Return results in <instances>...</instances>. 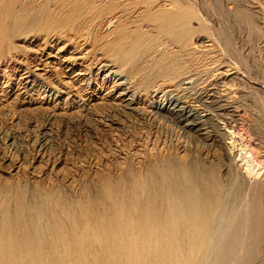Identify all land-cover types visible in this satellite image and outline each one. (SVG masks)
I'll list each match as a JSON object with an SVG mask.
<instances>
[{"label": "bare ground", "instance_id": "obj_1", "mask_svg": "<svg viewBox=\"0 0 264 264\" xmlns=\"http://www.w3.org/2000/svg\"><path fill=\"white\" fill-rule=\"evenodd\" d=\"M263 16L264 0H0V73L7 82L23 77L19 62L29 69L35 61L37 42L42 47L62 36L72 53L92 48L84 55L92 62L89 73L103 63L115 69L116 77H125L129 86L122 94L130 90L142 100L162 92L166 105L157 106L158 118L130 115L133 137L143 129L159 136L162 120L183 129L189 140L202 136L200 149L220 156L217 169L199 156L184 160L159 153L137 167L129 152L122 161L106 154L95 180L84 172L78 194L61 184L33 187L28 180L2 185L0 264H64L68 258L91 264L80 246L99 244L91 251L94 264H264V156L252 143L244 103L250 89L264 94V79L249 74L243 61L229 54L222 40L227 36L217 29L226 21L260 22L264 29ZM31 84L45 87L35 80ZM113 109L106 103L91 116L102 114L111 125L118 118ZM53 120L45 116L43 130L35 132L40 148L56 150L55 137L46 129ZM77 124L72 132L93 137L90 123L79 119ZM12 130L0 124V135L20 146L17 141L26 137ZM126 131L115 141H122ZM106 136L96 137L101 158L112 146ZM166 137L171 149L191 154L180 145V136ZM240 186L248 192L235 194L239 204L228 207L226 217L229 189ZM210 244L215 257L207 262ZM60 247H65L63 257Z\"/></svg>", "mask_w": 264, "mask_h": 264}, {"label": "rangeland", "instance_id": "obj_2", "mask_svg": "<svg viewBox=\"0 0 264 264\" xmlns=\"http://www.w3.org/2000/svg\"><path fill=\"white\" fill-rule=\"evenodd\" d=\"M252 24L247 26L237 23L231 24V22L226 21L217 29L224 32V37L227 36L222 40H225V47L229 45V48H227L230 53H228L233 54L234 58H240L243 64L247 66L249 74L264 79V43L262 41L264 40V29H262L260 22L253 21ZM62 40V36H55L42 47L38 45L40 41L37 42L33 50L35 61L29 63V69L25 67L27 63L22 64L18 61L17 66L20 73L23 74L22 78L19 75L13 76L10 78L11 81L7 82L0 73V124L3 128L13 129L14 132L17 130V133L23 134L24 138L26 137L23 142L17 141L20 146L14 147V145H11L12 140L4 139L3 133H1L0 186L9 185L14 181L24 183L28 180L33 187L56 188L61 184L65 190L68 189L70 192L78 194L82 189L81 185L85 171L89 173L91 180H95L97 170L107 162L106 154L111 157H119L122 161L127 156V152H129L128 154L133 158L137 167L142 165L144 158L148 155L162 153L164 155L179 154L178 156L184 160L199 156L201 163L205 166L211 165L214 168H219V153L214 149H200L202 136H199L200 138L193 136V140H189L184 137L183 129L173 127L169 122L159 120L160 125L164 127L159 136L155 130L149 132L143 129L138 130V136L133 137L130 130H128L127 120L131 117L139 118L140 116L151 118V121L158 118V115H155L157 106L160 104L163 108L166 105V101L163 102L165 97H162V92H160V95L154 93L152 98L144 96L142 100H137L136 96L133 98L130 90H126L122 94V89L129 86L125 77H116L115 69L104 67L103 63L94 65L89 73L87 69L90 68L92 62L86 61L84 55H88L92 48L82 46L81 51L72 53V50L68 49V43L62 45ZM17 43H20V46L23 45L19 41ZM228 49L226 50L228 51ZM90 76L91 80L88 79ZM34 80L37 85H45V87L39 90V87L32 84L28 86ZM19 81L23 84L20 85ZM247 91L249 92V90ZM176 94L177 91L174 92L173 96ZM246 96L247 101L244 103H246V111L249 114L246 116L249 120L247 128L249 134L252 135L253 145L259 148V154L263 157L264 94L250 89L249 94ZM106 103L112 104L114 109L111 113L118 117L111 122V125L105 122L102 114L94 112V116H91L95 107ZM80 105L83 107L81 108ZM167 106L170 107L169 104ZM4 114H7V119L2 118ZM49 114L55 120H53L52 125L46 123V129H49V135H53L56 139H54L56 150L40 148L35 141V132L43 130L40 127L41 121ZM202 114L204 115L205 112ZM79 119L82 122L87 121V123H90L92 138L85 135V131L80 132V134L72 132L73 128L71 126L78 128ZM124 129L128 131L122 135L123 140L116 142L115 138ZM163 130L166 131V134L163 133ZM168 133L173 136V140L181 137L180 145L183 144L188 147L191 154L189 155V152L186 154L182 150L177 152L173 148L171 149L169 138L166 137ZM106 134L107 136L104 138H108L112 146L111 150L110 148L104 150L102 153L104 156L101 158L98 155L101 140L96 139V137L99 135L105 136ZM18 147L21 148L18 150ZM59 147H61V150ZM243 167V171H245L247 167ZM224 173L225 171L221 169L220 175H224ZM249 181L255 183L253 178ZM235 190L234 187L229 189L228 195L230 197L227 196V200L230 199V203L229 201V204H227V201L224 202L223 208L226 209H222L225 210L226 217L230 210L228 207L232 206V209L233 206L239 204L238 199V202H236L238 204L235 203V194L243 193L241 194L243 197L248 192L242 186L240 188L235 187ZM214 239L213 237L212 240L214 241ZM99 245L80 246L88 252L84 257L85 262L94 264L95 257L91 251ZM211 245L209 246L210 249L212 248ZM64 248L60 247L58 249L62 257ZM211 252L208 251L207 253V262L215 257L212 249ZM65 262H68V264L76 263L75 260L70 258L64 261V264Z\"/></svg>", "mask_w": 264, "mask_h": 264}]
</instances>
